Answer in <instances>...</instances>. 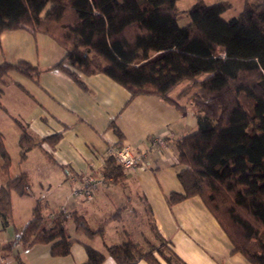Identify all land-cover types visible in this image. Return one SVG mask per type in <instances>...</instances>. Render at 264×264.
Segmentation results:
<instances>
[{
    "label": "trees",
    "instance_id": "obj_1",
    "mask_svg": "<svg viewBox=\"0 0 264 264\" xmlns=\"http://www.w3.org/2000/svg\"><path fill=\"white\" fill-rule=\"evenodd\" d=\"M178 0H0V33L28 29L52 39L65 50L52 69L81 85L80 77L103 74L130 95L155 96L171 103L168 93L183 81L189 86L178 97L189 96L197 112L194 133L176 144L183 169L177 179L181 193H169V205L198 197L232 245L249 264H264V0H246L230 19L222 14L226 2L206 5L203 0L178 12ZM187 23L179 25L181 16ZM11 72L29 79L38 70L19 60L0 64V84ZM250 101L247 109L239 100ZM1 107V106H0ZM20 161L31 147L59 135L36 139L18 125ZM121 136L120 134H118ZM118 147V146H117ZM50 156V155H48ZM1 171L7 175L10 158L0 134ZM111 183L124 180V171L108 157L102 172ZM23 175L15 184L0 187L2 228L11 216L9 189H23ZM12 242L0 246L11 251L17 245L30 248L50 244L52 256L70 254L73 241L64 228L66 214L57 213L51 226L42 227L41 205ZM75 232L87 238L99 236L85 219L71 214ZM83 264H101L104 255L82 244ZM116 264H186L160 241L143 251L129 240L105 246Z\"/></svg>",
    "mask_w": 264,
    "mask_h": 264
},
{
    "label": "crops",
    "instance_id": "obj_2",
    "mask_svg": "<svg viewBox=\"0 0 264 264\" xmlns=\"http://www.w3.org/2000/svg\"><path fill=\"white\" fill-rule=\"evenodd\" d=\"M181 1L175 3L178 12L194 3L178 9ZM203 1L208 6L228 3L222 17L230 19L246 0ZM185 19L182 15L180 20L185 24ZM64 54L52 39L28 29L0 33V64L23 60L38 70L34 79L11 72L0 84V134L10 158L7 175L1 171L0 159V187L15 184L21 175L24 178L22 190L20 185L9 189L11 216L3 228L0 220V246L15 239L37 202L42 227H50L54 216L62 212L66 214V236L73 241L70 254L64 257L50 254V246L58 240L30 248L17 245L11 251H0V264H83L82 244L104 255L101 264H116L105 246L126 240L143 251L165 241L186 264H249L232 252L231 243L198 197L173 205L166 201L169 193L182 192L176 175L183 166L178 163L175 144L197 129V112L188 100L195 90L178 97L189 82L175 90L181 82L168 93L177 106L155 96L130 98L103 74L81 76L80 85L52 69ZM18 125L36 139L58 134V141L53 147L47 143L31 147L20 161ZM159 141L164 144L158 145ZM121 145L133 154H144V168L124 171L123 181L111 183L102 174L108 158L105 151ZM86 176L103 180L91 197L73 196L72 188L81 187ZM72 213L83 217L92 230L102 226L101 235L87 238L75 232Z\"/></svg>",
    "mask_w": 264,
    "mask_h": 264
},
{
    "label": "built area",
    "instance_id": "obj_3",
    "mask_svg": "<svg viewBox=\"0 0 264 264\" xmlns=\"http://www.w3.org/2000/svg\"><path fill=\"white\" fill-rule=\"evenodd\" d=\"M163 145L162 141L157 143ZM106 157H111L115 165L123 171H133L144 168V154H133L128 146H112L106 149ZM101 177L86 176L81 180V187H73L71 194L73 196L91 197L93 191L102 183ZM71 181L74 182L73 178ZM1 263V261H0Z\"/></svg>",
    "mask_w": 264,
    "mask_h": 264
},
{
    "label": "rangeland",
    "instance_id": "obj_4",
    "mask_svg": "<svg viewBox=\"0 0 264 264\" xmlns=\"http://www.w3.org/2000/svg\"><path fill=\"white\" fill-rule=\"evenodd\" d=\"M192 0H183V1H181V2H179L178 4H177V7H178V9H183L184 7H186V5H188V3L189 2H191ZM186 21H187V18L185 19ZM179 25H184V22L182 21V20H180L179 21ZM186 83V81H183L180 85H178L177 87H176V89L175 90H181L185 85ZM245 97H244V95L243 94H240V96H239V100H240V102L243 104L244 103V105H245V107L247 108V109H249L250 108V101H248V100H243ZM74 227V226H73Z\"/></svg>",
    "mask_w": 264,
    "mask_h": 264
}]
</instances>
